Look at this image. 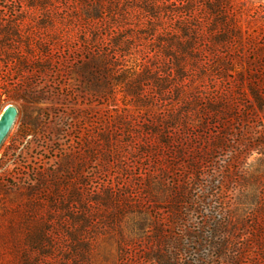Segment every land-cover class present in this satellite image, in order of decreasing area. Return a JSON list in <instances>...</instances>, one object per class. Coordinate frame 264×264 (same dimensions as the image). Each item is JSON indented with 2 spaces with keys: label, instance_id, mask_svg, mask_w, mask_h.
I'll list each match as a JSON object with an SVG mask.
<instances>
[{
  "label": "rangeland",
  "instance_id": "374dc122",
  "mask_svg": "<svg viewBox=\"0 0 264 264\" xmlns=\"http://www.w3.org/2000/svg\"><path fill=\"white\" fill-rule=\"evenodd\" d=\"M44 2L0 0L49 67L0 66V264L262 261L264 0Z\"/></svg>",
  "mask_w": 264,
  "mask_h": 264
},
{
  "label": "trees",
  "instance_id": "16d2710c",
  "mask_svg": "<svg viewBox=\"0 0 264 264\" xmlns=\"http://www.w3.org/2000/svg\"><path fill=\"white\" fill-rule=\"evenodd\" d=\"M28 1V7H46L47 2H44L45 0H27ZM83 4H86L90 0H79ZM103 0H93L95 3L94 5L91 4L90 6L86 7V18L88 20H94L96 18L103 19L104 15L103 12H105V9H102L101 2ZM113 4L110 3L109 10L107 13L112 11L110 9V6ZM210 9H213L210 6ZM215 13V12H214ZM103 15V16H102ZM219 20V19H217ZM221 23H224V18L221 15L220 16ZM22 44L25 47H30V41L27 35L21 34L20 29L17 25H15V28H9V27H3L0 24V66H6L7 64H18L21 66V68L24 69H32L35 71H38L41 74H45L49 67L46 64H32L29 66V61L27 57H23L20 55V49L18 48V45ZM27 49V48H26ZM25 56H29L30 53L28 50H25ZM3 76V70L0 69V81L2 80ZM35 92L34 95H36ZM31 122H29L26 118H23L20 127H19V134L18 139L22 140L25 138L29 133H36V129L38 126V123L34 121L31 126H29ZM255 222L251 224V227H253ZM49 232V229L41 228L37 231V234L33 240H31V247L33 249L39 250L41 247H43L45 244H47V240L45 239V235ZM256 233L253 234V242H255L257 245H259L260 248L263 249V252H261L260 256L262 258V261H257L255 264H264V206H263V225L259 224L256 228Z\"/></svg>",
  "mask_w": 264,
  "mask_h": 264
},
{
  "label": "water",
  "instance_id": "95a60500",
  "mask_svg": "<svg viewBox=\"0 0 264 264\" xmlns=\"http://www.w3.org/2000/svg\"><path fill=\"white\" fill-rule=\"evenodd\" d=\"M18 114L19 109L13 103H9L3 107L0 113V146L14 126Z\"/></svg>",
  "mask_w": 264,
  "mask_h": 264
}]
</instances>
